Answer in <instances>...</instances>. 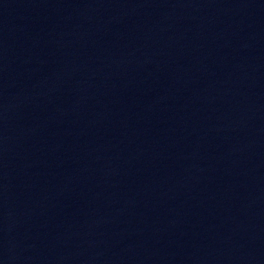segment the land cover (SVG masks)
Segmentation results:
<instances>
[{"label":"water","instance_id":"95a60500","mask_svg":"<svg viewBox=\"0 0 264 264\" xmlns=\"http://www.w3.org/2000/svg\"><path fill=\"white\" fill-rule=\"evenodd\" d=\"M0 264H264V0H0Z\"/></svg>","mask_w":264,"mask_h":264}]
</instances>
